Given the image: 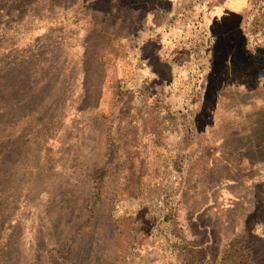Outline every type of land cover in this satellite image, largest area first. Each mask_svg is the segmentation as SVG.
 <instances>
[{"label": "rangeland", "instance_id": "1", "mask_svg": "<svg viewBox=\"0 0 264 264\" xmlns=\"http://www.w3.org/2000/svg\"><path fill=\"white\" fill-rule=\"evenodd\" d=\"M146 3L0 0V264H171L187 233L228 241L217 264H264V0L241 13L253 53L233 72L219 54L209 70L218 16L194 13L178 45L192 69L161 70L176 90L159 91L121 66ZM218 30L229 49L238 34Z\"/></svg>", "mask_w": 264, "mask_h": 264}, {"label": "crops", "instance_id": "2", "mask_svg": "<svg viewBox=\"0 0 264 264\" xmlns=\"http://www.w3.org/2000/svg\"><path fill=\"white\" fill-rule=\"evenodd\" d=\"M249 7L250 0H147L146 19L138 32L139 38L137 39L136 51L132 56L133 62H130V53L128 50H125L123 56H121V62H124L121 66L125 64L126 70H141V72H143L142 70H150L149 82L152 89H157L158 91L161 89L176 90V88H172L171 84L170 86L166 84L167 81L164 77H166V74L171 76L176 70H184L185 73V70L192 69V59L189 56V52L181 51L178 53V45L180 41H184V36L197 21L194 13L199 16L200 12L208 11L210 13H216L218 16L217 18L214 17V20L208 18L207 22L205 21L209 32L215 36V43L210 58V64L212 63V65L209 70H218L216 66L214 67V62L219 54L223 64V67L219 70H232L233 72L235 68L231 66V62L233 55L237 51L244 55L246 53H253L245 46L242 31L245 22H243V18L241 19V13L245 14ZM183 12H192V15L188 18ZM229 16H238L231 30L225 29L230 24L226 19ZM218 29L222 31L226 30V32L232 31V33L238 34V37L232 42L229 49L226 48L221 51L220 44L223 41L221 40V32ZM174 46L178 47L171 52ZM219 48L220 52H218ZM161 70H165L166 74L161 73ZM261 86L262 90H264V85L262 84ZM211 89L212 87L208 86V83L204 85L205 94L201 99L200 105H205L206 107L209 105L213 109V106L215 108L219 106L224 87L221 83L219 87L214 89L215 98L213 104L206 101L207 94ZM235 89L240 94L246 95V100H243L246 102L241 105L242 108H249L255 104L256 88L249 87L247 84H238ZM173 102L180 103L177 99ZM187 104H182V106H187ZM182 106L178 104V107ZM237 107H240V105H237ZM209 111L212 110L210 109ZM249 116L248 121L256 123L255 116L252 115V118H249ZM192 219L195 220V218ZM198 224H195L198 228L203 227L200 222ZM184 235L187 239L188 237L191 240L194 239V245L189 244V242L178 244L168 256L171 264H217L219 261H225L227 259L225 249L227 248L228 241L224 240L221 250L213 253L212 237L198 239L194 234L187 233ZM206 235H208V230H206ZM144 264H157V262L149 260L144 262Z\"/></svg>", "mask_w": 264, "mask_h": 264}, {"label": "built area", "instance_id": "3", "mask_svg": "<svg viewBox=\"0 0 264 264\" xmlns=\"http://www.w3.org/2000/svg\"><path fill=\"white\" fill-rule=\"evenodd\" d=\"M194 25L197 26V25H198V22H195ZM210 36H211V35H210ZM206 39H207V41L211 44V37L207 36ZM205 43H206V41H205Z\"/></svg>", "mask_w": 264, "mask_h": 264}]
</instances>
